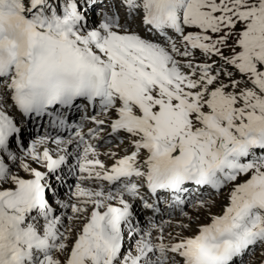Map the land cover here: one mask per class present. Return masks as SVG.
<instances>
[{
    "label": "snow or ice",
    "instance_id": "6c2138e0",
    "mask_svg": "<svg viewBox=\"0 0 264 264\" xmlns=\"http://www.w3.org/2000/svg\"><path fill=\"white\" fill-rule=\"evenodd\" d=\"M258 247L264 0H0V264Z\"/></svg>",
    "mask_w": 264,
    "mask_h": 264
},
{
    "label": "rangeland",
    "instance_id": "374dc122",
    "mask_svg": "<svg viewBox=\"0 0 264 264\" xmlns=\"http://www.w3.org/2000/svg\"><path fill=\"white\" fill-rule=\"evenodd\" d=\"M72 182L74 183V180ZM213 211H218V209H213ZM244 260L246 264H261V261L264 260V247L256 248L253 253L245 256Z\"/></svg>",
    "mask_w": 264,
    "mask_h": 264
}]
</instances>
